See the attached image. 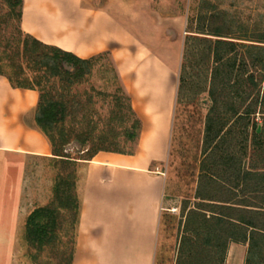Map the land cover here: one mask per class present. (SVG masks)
Masks as SVG:
<instances>
[{
    "label": "crops",
    "instance_id": "1",
    "mask_svg": "<svg viewBox=\"0 0 264 264\" xmlns=\"http://www.w3.org/2000/svg\"><path fill=\"white\" fill-rule=\"evenodd\" d=\"M173 18L158 14L153 0H24L26 34L83 59L108 53L142 121L133 154L99 151L77 161L72 264H155L179 70L177 46L160 34ZM39 96L0 75V264H14L29 213L54 196L53 185L48 201L36 197L34 208L26 197L31 162L59 158L35 120ZM249 262L248 244L231 242L225 264Z\"/></svg>",
    "mask_w": 264,
    "mask_h": 264
},
{
    "label": "rangeland",
    "instance_id": "2",
    "mask_svg": "<svg viewBox=\"0 0 264 264\" xmlns=\"http://www.w3.org/2000/svg\"><path fill=\"white\" fill-rule=\"evenodd\" d=\"M153 8L162 16L174 17L173 24L166 26L164 34L160 36L163 43L177 46L179 53L172 133L168 160L163 165L166 173L165 209L158 233L155 264H177L181 241L185 238L189 240L185 246L189 248L186 264H225L222 248L206 244L209 237L198 235L202 232L201 217L196 213V216L190 214L191 210L202 206L201 199L196 196L203 170L206 120L212 105L209 91L215 79L212 73L216 66L206 52L209 44L203 39L209 35L200 34V28H223L229 33L227 36L231 37L227 39L234 41L238 40L235 38L257 40L264 34V0H153ZM206 11H213L214 15L208 16V25L200 20V13ZM175 17H179V23ZM21 22L17 12L11 11L0 1V62L5 72L15 80L36 84L43 70L38 62L23 51L27 34L22 30ZM157 42L160 45L161 40ZM238 50L242 51L240 55L248 58L250 50L239 46L237 52L230 54L231 58L236 57ZM233 59L224 76L231 78L225 93L243 98L251 89L240 78L250 74H254L257 79L264 78V69L248 62L247 65L237 62L234 66ZM223 68L226 69V66ZM220 78L215 83L218 84ZM52 83L50 88L59 94L62 84L58 81ZM263 87L264 81L261 94ZM67 88L62 94L70 100L72 114L65 124L71 134L64 145L66 155L86 158L91 153H87L88 149L93 152L98 148L127 152L136 147V141L125 137V130L133 119L129 113V102L124 97L127 94L108 53L100 55L82 80L74 81ZM257 91L252 92L245 107L256 97ZM119 97L123 100H119ZM256 118L264 124V114L259 112ZM228 123L222 134L228 145L232 142L230 149L241 165L249 167L259 163L261 146L260 141L254 139V130L250 128L247 132L231 120ZM263 165L264 161L260 167ZM74 170L73 161L57 159L51 163L38 160L31 162L27 174V202L31 206L36 205L35 202L40 203L34 201L36 197L47 202L56 179L60 175L69 178ZM72 218L68 212H62V225L57 237L43 249L23 240L15 244L14 264H72L75 243ZM196 240L205 244L204 248H200V243L198 246L201 250H198L194 246L196 243H193ZM238 249L247 251L244 244ZM249 264H264V250L254 254Z\"/></svg>",
    "mask_w": 264,
    "mask_h": 264
},
{
    "label": "trees",
    "instance_id": "3",
    "mask_svg": "<svg viewBox=\"0 0 264 264\" xmlns=\"http://www.w3.org/2000/svg\"><path fill=\"white\" fill-rule=\"evenodd\" d=\"M0 1H3L11 11L17 12L19 21H22L24 0ZM202 7H204L203 3ZM208 13L207 11L200 13V20L204 21L206 25H208V16H214L213 11H210V15ZM211 27L210 30L205 27L200 28L202 31L200 34L209 35L203 37L206 39L204 41L209 44L206 52L216 64L212 73L215 79L209 91L212 105L206 120L203 170L196 196L201 199L200 205L202 206L197 210H191L190 214L195 216L198 214L201 217L202 232L198 235L204 234L209 237V242L206 244L212 245L214 248H222L224 262L231 242L248 244V261H250L254 254L264 250V165L260 167L264 161V124L259 123L256 118L257 113L264 114V90L261 94V84L264 78L257 79L254 74L240 78L246 82L251 92L245 97L239 98L225 93L231 78L224 76L227 75L225 74L227 66L233 59L230 54L237 52L238 46L250 50V53L248 58H244L240 55L242 51L238 50V54L233 59L234 66L237 65V62L243 65H247L248 62L260 65L264 69V34L256 38L257 40L235 38L238 40L234 41L227 39L229 33L223 28ZM23 45L25 55L32 57L33 61L38 62L43 70V74L36 80L37 83L15 80L5 72L1 62L0 75L7 77L14 88L33 89L39 92L35 117L38 127L51 140L54 154L59 157L58 159L75 162L73 175H70L69 178L60 175L56 179L52 202L47 206L35 207L27 217L26 240L29 244L43 249L57 237V231L62 225V212L66 211L72 215L74 226L78 221L81 203L76 193L77 161L80 159L90 160L99 151L133 154L136 147L127 152L108 148H98L93 152L88 149L87 153H91L86 158L66 155L64 145L68 143L71 134L66 130L65 124L72 113L70 100L62 93L66 92L67 87L74 81L82 80L99 56L83 59L57 46L45 44L28 34ZM225 66L226 69L223 68ZM242 75L244 76V74ZM219 77L222 78L217 84L215 81ZM52 81L62 84L63 88L59 94L50 88L49 85H53ZM256 90H258L256 97L245 107L252 92ZM124 97L129 102V113L133 119H131L132 124L125 130V137L136 141L137 146L142 130V121L132 107L131 98L128 95ZM119 100H123V98L119 97ZM230 120L242 126L247 132L250 128L254 130V139L260 141L261 146L259 163L245 167L231 151L232 142L231 144L229 142L230 145H228L224 140V134H222ZM259 127L261 128L260 132H258ZM188 241L187 238L181 241L177 264H186L187 262L185 258L189 248H185V246L189 243ZM193 243H196L194 246L198 250L205 246L197 240Z\"/></svg>",
    "mask_w": 264,
    "mask_h": 264
},
{
    "label": "water",
    "instance_id": "4",
    "mask_svg": "<svg viewBox=\"0 0 264 264\" xmlns=\"http://www.w3.org/2000/svg\"><path fill=\"white\" fill-rule=\"evenodd\" d=\"M260 131H261V128L259 127L258 132H260Z\"/></svg>",
    "mask_w": 264,
    "mask_h": 264
}]
</instances>
